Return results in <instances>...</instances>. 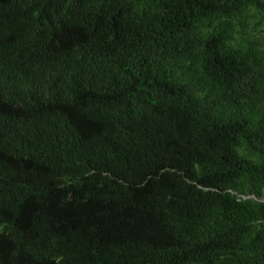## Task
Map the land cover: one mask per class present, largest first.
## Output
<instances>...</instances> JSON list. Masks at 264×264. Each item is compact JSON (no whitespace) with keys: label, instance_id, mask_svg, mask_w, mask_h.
<instances>
[{"label":"trees","instance_id":"16d2710c","mask_svg":"<svg viewBox=\"0 0 264 264\" xmlns=\"http://www.w3.org/2000/svg\"><path fill=\"white\" fill-rule=\"evenodd\" d=\"M0 264H264V0H0Z\"/></svg>","mask_w":264,"mask_h":264}]
</instances>
